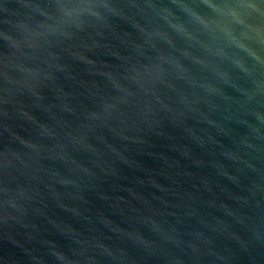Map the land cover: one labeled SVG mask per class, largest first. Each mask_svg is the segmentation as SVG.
Listing matches in <instances>:
<instances>
[{
  "label": "water",
  "instance_id": "95a60500",
  "mask_svg": "<svg viewBox=\"0 0 264 264\" xmlns=\"http://www.w3.org/2000/svg\"><path fill=\"white\" fill-rule=\"evenodd\" d=\"M246 2L0 0V264H264Z\"/></svg>",
  "mask_w": 264,
  "mask_h": 264
},
{
  "label": "clouds",
  "instance_id": "9594fccd",
  "mask_svg": "<svg viewBox=\"0 0 264 264\" xmlns=\"http://www.w3.org/2000/svg\"><path fill=\"white\" fill-rule=\"evenodd\" d=\"M261 3H264V0H261ZM240 8L241 9H245V10L246 9L259 10L258 5L255 4V3H252L251 0H248V2H246V3H242L240 5ZM226 9H227V11L225 12V14H226L227 17H230L232 19L239 18V22H241V23L244 22V19H243L244 15H245L244 11L238 10L237 8L230 7V6L227 7ZM97 15H99V13H97Z\"/></svg>",
  "mask_w": 264,
  "mask_h": 264
}]
</instances>
